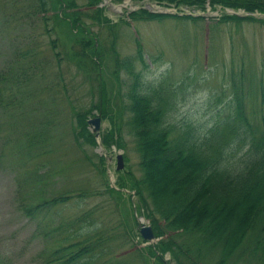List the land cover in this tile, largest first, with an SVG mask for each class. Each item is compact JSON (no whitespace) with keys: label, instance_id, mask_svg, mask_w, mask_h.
I'll use <instances>...</instances> for the list:
<instances>
[{"label":"trees","instance_id":"obj_1","mask_svg":"<svg viewBox=\"0 0 264 264\" xmlns=\"http://www.w3.org/2000/svg\"><path fill=\"white\" fill-rule=\"evenodd\" d=\"M101 1L86 0L80 5L77 0H40L36 7L42 15L46 32L57 33V37L51 39L54 52L58 37L68 42V46L63 48L65 58L75 68L76 75L81 77L79 87L74 86L75 90L86 86L90 104L80 108L74 104L71 106V135L84 161L95 167L101 184L92 189L75 186L59 190L49 198H40L26 211L32 214L43 210L46 213L52 209L62 210L69 207L72 198L85 204L93 195L107 193L109 198L116 200L122 218L113 226L101 225L102 221L98 219L103 212L100 210L105 208L107 199L101 202V206L75 210L74 216L62 219L56 228L46 233L56 239L47 259L48 264H168L166 253L175 264H264V82L256 78V72L259 74L257 64L243 67L240 71L230 67L231 93L228 94L227 111H217L212 122L201 126L177 120L176 91L164 78L155 84H148L141 71L134 70L129 58L131 63L128 60L125 64L117 61V69L124 67L132 75L124 89L127 103L123 100L117 116L110 112L113 105L107 96L102 70L106 48L102 46L99 32L90 28L86 21L89 18L106 24L112 35L108 48L115 52L114 25L98 5ZM155 1L200 9H205L207 2ZM209 4L212 8L220 4L264 13V0H209ZM87 7L93 8L91 13L84 9ZM168 16L145 9L130 13V17L137 19ZM173 17L194 21L204 19L203 16L186 14ZM243 20L264 24L263 18L252 15L225 14L218 22L235 21L238 24ZM141 50L139 48L137 53L144 63ZM26 55L29 61L22 57L18 59L35 67L42 63L38 60L36 49L30 48ZM54 55L56 65L60 67L61 56L58 52ZM38 73L39 69H32L25 79L30 82ZM23 77L11 76L10 79L5 74L2 76L0 107L18 105L12 98L13 91H18L21 84L16 82L13 86L11 80ZM58 77L64 80L61 73ZM245 82L249 88L247 92L242 84ZM59 91L69 103V96L74 90L64 81ZM4 95L6 97L2 99ZM246 97L250 98L249 102H254L251 111L245 107ZM221 100L218 97L215 102ZM94 109L100 112L103 119L110 121L109 128L100 132L102 145L108 151L112 146L124 150L125 166L116 170L117 188L111 186L108 180L104 155L96 154L98 162L95 163L85 147L98 145L87 122ZM122 124L129 128L134 148L139 154L140 176H136L127 165ZM47 133L48 130H37L30 138L26 137L27 148L31 149L46 140ZM235 145H241L243 153L231 152V158L228 147ZM33 175L35 186L43 188L46 182L44 173L33 172ZM123 188L134 191L135 202L132 200L133 193H125L121 190ZM134 206L139 215L149 219L158 238L156 242L143 239L138 230H134L133 225H138ZM117 235H120L121 243L116 242ZM126 237L131 240L130 245H127Z\"/></svg>","mask_w":264,"mask_h":264},{"label":"rangeland","instance_id":"obj_2","mask_svg":"<svg viewBox=\"0 0 264 264\" xmlns=\"http://www.w3.org/2000/svg\"><path fill=\"white\" fill-rule=\"evenodd\" d=\"M77 1L80 5L86 3V0ZM123 1L102 0L98 4L114 25L115 52L108 48L112 35L106 24L86 18L90 28L99 32L102 46L106 48L102 70L107 96L113 105L110 112L115 115L120 114L123 100L127 103L124 89L126 90L127 81L132 76L124 67L117 69V64H125L126 60L131 63L129 59L134 70L141 71L146 83L155 84L164 78L171 89L173 86L176 91L175 115L178 121H190L201 126L212 122L217 111H227L226 105L230 99L228 94L231 93V66L240 71L243 67L257 64L259 74L255 71L256 78H261L264 82V24L244 20L238 24L235 21L218 22L217 18L226 14V9L219 4L213 9L206 6L204 10L186 5L176 7L180 16L189 12L197 14L206 10L214 11L216 15L211 13L213 15L208 16L213 19H137L130 17V13L144 9L147 2L157 7L174 8V5H164L155 0H129L119 11L111 8ZM39 2L40 0H0V86L3 84L4 74L8 78L24 76L16 81L11 80L13 86L16 82L21 84L18 91H13L15 94L12 99L18 105L0 107V264H48L47 259L56 239L46 233L56 228L62 219L74 216L75 210L100 205L104 199H107V203L100 210L103 216L98 219L102 221L101 225L110 227L122 218L116 200L109 198L107 193L93 195L85 204L80 199L76 201V198H72L73 202L68 204L69 207L62 210L52 209L48 213L43 210L33 212L34 215L26 211L40 198H49L59 190L75 186L92 189L101 184L95 167L84 161L71 135V106L74 104L80 108L90 104L86 86L75 90L74 86L79 87L81 77L76 75L75 68L65 58L63 48L68 46V42L62 40L61 36L57 38L55 48V52L61 56V66L56 65L51 39L56 38L57 33L46 32L42 15L39 9L36 11ZM84 9L91 13L93 8ZM30 48L38 51V60L42 61L39 67L23 60L27 59L26 51ZM139 48L142 49L144 63L139 59ZM21 57L23 59L19 60ZM232 58L233 63L230 64ZM35 68L39 69V73L28 82L25 78ZM59 73L64 80H60ZM64 81L74 90L73 95L69 96V103L59 91ZM242 84L244 91H249L246 82ZM218 97H221V102H215ZM249 99L246 97L245 107L251 111L254 102H249ZM96 111L98 110L94 109L88 118L94 116ZM109 126L108 118H102L100 131ZM121 127L123 141L126 143L127 165L136 176H140V158L134 148L133 138L126 124ZM37 130H48L47 139L28 149L26 137ZM85 147L95 163L98 162L96 154L105 153L99 146ZM119 150L124 152L115 147L106 152L111 156L108 161L111 169L110 175H107L108 180L116 179L115 154ZM228 151L231 158V152L243 153L241 145L230 146ZM64 166L65 170L61 172ZM33 172L44 173L46 182L43 188H37L32 182ZM124 192L131 193L129 189ZM136 198L132 197L133 202ZM136 214L139 223L150 224L148 218L139 215L137 211ZM133 228L138 230V225H133ZM119 236L116 237L117 243L122 241ZM125 241H128L127 245L131 244L127 237ZM165 259L168 263L175 264L168 254Z\"/></svg>","mask_w":264,"mask_h":264},{"label":"water","instance_id":"obj_3","mask_svg":"<svg viewBox=\"0 0 264 264\" xmlns=\"http://www.w3.org/2000/svg\"><path fill=\"white\" fill-rule=\"evenodd\" d=\"M145 9H147L150 12H161V13H172L173 11L167 8H161V9H151L147 6L144 7ZM100 122H101V117L100 115L92 117L90 119H88V123L91 125V130L94 131L96 133V137H99V127H100ZM93 125V127H92ZM100 144V142H99ZM117 165L116 168L120 169L123 167V156L121 153H118L117 156ZM140 234L142 235V237L144 239H148L151 241H155V234L153 232V229L151 227V225H141L140 227Z\"/></svg>","mask_w":264,"mask_h":264},{"label":"bare ground","instance_id":"obj_4","mask_svg":"<svg viewBox=\"0 0 264 264\" xmlns=\"http://www.w3.org/2000/svg\"><path fill=\"white\" fill-rule=\"evenodd\" d=\"M129 0H124L122 3L118 4V5H112L111 8L115 11H119L121 10L122 7L126 6L128 4ZM146 6H148L149 8L152 9H158L159 7H157L156 5L147 2Z\"/></svg>","mask_w":264,"mask_h":264}]
</instances>
